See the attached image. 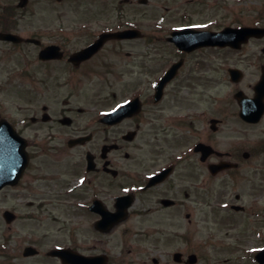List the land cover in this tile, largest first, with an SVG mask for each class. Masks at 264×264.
<instances>
[{"label": "flooded vegetation", "instance_id": "af4514ba", "mask_svg": "<svg viewBox=\"0 0 264 264\" xmlns=\"http://www.w3.org/2000/svg\"><path fill=\"white\" fill-rule=\"evenodd\" d=\"M38 1L0 0V32L16 36L0 40L7 46L10 85L19 82L31 100L20 109L27 114L11 122L28 142L29 164L18 184L52 181L43 194L47 201L62 198L73 215L89 218L100 237L83 253L88 257L106 256L109 264L104 236L110 231L98 229L99 213H122L126 206L114 227L144 247L151 240L152 251L173 264L181 253L184 264L188 255L165 249L173 238L185 239L187 225L203 213L202 189L217 180L226 184L244 163L218 138L228 137V129L264 135V96L255 89L264 74V37L236 47L183 46L187 38L177 36L183 29L251 26L242 13L235 24L225 22L228 15L219 17L213 0H161L153 3L157 11L143 10L146 19L128 18L129 9L152 6L151 0H47L51 16L25 20L29 8L39 10ZM127 30L134 33L122 37ZM257 142L255 151L264 154V136ZM220 163L229 166L213 173L209 165ZM263 166L257 170L262 177ZM213 195L205 192L210 201ZM229 208L248 210L238 202ZM256 221L264 226L261 215ZM29 245L40 251L36 242ZM152 263L159 264L156 258Z\"/></svg>", "mask_w": 264, "mask_h": 264}, {"label": "rangeland", "instance_id": "374dc122", "mask_svg": "<svg viewBox=\"0 0 264 264\" xmlns=\"http://www.w3.org/2000/svg\"><path fill=\"white\" fill-rule=\"evenodd\" d=\"M158 1L161 0H151L152 6L129 9L128 18H149V12L143 10L158 8L153 4ZM213 1L216 4V14L220 17L226 13L229 17L227 22L233 19L235 24L242 13L247 15L249 24L255 22L256 18L264 23V0ZM37 5L39 10L33 11V7L29 8L30 13L25 14V20L52 15L53 11L52 8L50 10L47 0H40ZM170 5L171 3L165 6ZM24 88L17 81L10 85L7 46L0 44V118L12 122L13 118L27 114L26 111L20 110L25 109L26 104L31 101ZM222 92L224 95L228 93L226 85L222 87ZM38 99L40 98L35 101ZM27 133L30 134V131ZM263 136L262 133L248 128L236 133L228 129V137L218 138L217 142L223 149L234 151L239 160H244L242 169L232 175L226 184L217 180L210 188L202 189L203 213L187 225L188 236L183 238L187 244L183 243L181 237H175L173 244L165 250H181L185 255L196 254V264H255L253 252L262 246L264 236V226L256 221L258 214L264 217V175L260 176L257 171L259 165L264 164V154L260 155L255 151L257 141ZM243 152L250 155L248 159H243ZM36 179L33 178L29 182L26 178L24 185L17 184L0 191V264H60L45 255L52 247L77 248L82 254H87L92 239L100 237L89 225V218L73 215L65 205L64 199L47 201L43 194L49 185L53 184L52 181ZM209 189L214 193V200L211 201L205 196ZM235 195L240 197L239 200L235 199ZM38 202L43 204V209L38 207ZM236 202L247 207V212L235 214L231 211L229 205ZM6 209L16 216V220L9 225H6L2 218ZM104 239L108 240L110 247L109 264H153V258H156L159 264H173L167 254H156L152 251L151 240L145 243L150 244L149 247H144L137 243L132 233L123 234V227H114ZM33 242L39 246L40 255L22 257V249Z\"/></svg>", "mask_w": 264, "mask_h": 264}, {"label": "water", "instance_id": "95a60500", "mask_svg": "<svg viewBox=\"0 0 264 264\" xmlns=\"http://www.w3.org/2000/svg\"><path fill=\"white\" fill-rule=\"evenodd\" d=\"M252 32L255 31L251 30V33ZM228 34V32L224 31V33L216 35L213 41L216 43H224L232 38V36ZM13 38V35L0 34V39L3 40ZM25 146L26 143L16 134L11 125L5 120L0 121V190L4 188L5 185L14 186L22 175L21 173L26 168L27 154L24 152ZM114 217V215L111 217L103 216L102 221L107 225L105 230L112 228L114 223L118 221V219ZM3 218H5L7 223L15 219L8 211L3 214ZM33 251L34 250L31 248L25 249L23 255L25 257L29 256L33 254ZM49 256L60 258L62 264H104L101 258H95L94 260L85 257L82 258L67 248L53 250L49 253ZM257 260L260 264H264V250L258 254ZM195 261L196 257L191 255L189 263L191 264Z\"/></svg>", "mask_w": 264, "mask_h": 264}]
</instances>
